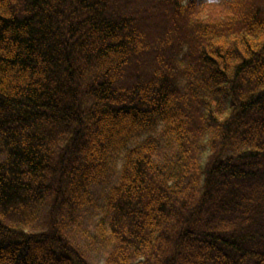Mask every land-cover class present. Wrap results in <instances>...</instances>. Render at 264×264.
I'll return each mask as SVG.
<instances>
[{"label":"trees","instance_id":"16d2710c","mask_svg":"<svg viewBox=\"0 0 264 264\" xmlns=\"http://www.w3.org/2000/svg\"><path fill=\"white\" fill-rule=\"evenodd\" d=\"M0 264H264V0H0Z\"/></svg>","mask_w":264,"mask_h":264}]
</instances>
